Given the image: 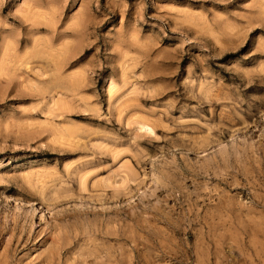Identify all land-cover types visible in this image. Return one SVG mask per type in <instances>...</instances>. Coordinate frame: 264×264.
I'll return each instance as SVG.
<instances>
[{
    "label": "rangeland",
    "instance_id": "374dc122",
    "mask_svg": "<svg viewBox=\"0 0 264 264\" xmlns=\"http://www.w3.org/2000/svg\"><path fill=\"white\" fill-rule=\"evenodd\" d=\"M0 264H264V0H0Z\"/></svg>",
    "mask_w": 264,
    "mask_h": 264
}]
</instances>
